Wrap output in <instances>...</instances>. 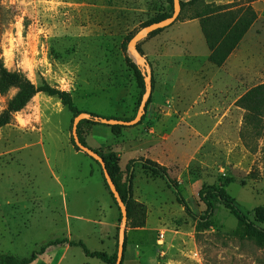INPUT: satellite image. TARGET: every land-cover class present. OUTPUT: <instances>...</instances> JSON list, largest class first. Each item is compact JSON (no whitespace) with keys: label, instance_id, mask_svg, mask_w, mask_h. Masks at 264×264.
I'll return each instance as SVG.
<instances>
[{"label":"rangeland","instance_id":"374dc122","mask_svg":"<svg viewBox=\"0 0 264 264\" xmlns=\"http://www.w3.org/2000/svg\"><path fill=\"white\" fill-rule=\"evenodd\" d=\"M181 1L187 5L169 28L185 34L193 26L182 24L198 13L218 32L242 7L257 14L237 47L236 54L247 55L241 70L229 68L227 95L212 86L201 93L196 80L181 99L171 91L161 59L151 57L154 38L167 28L138 43L154 79L144 119L113 129L91 118L79 135L117 165L114 179L128 199L123 264H264V103L257 110L240 103L264 85V0ZM172 13L167 0H0V59L21 82L70 93L81 112L131 121L143 90L128 38ZM19 93L20 83L0 89V116ZM74 118L58 98L38 93L0 128V255L27 258L57 239L75 244L51 247L32 264H106L79 242L117 255L121 211L101 166L74 145ZM158 124L174 130V158L165 168L187 208L164 179L143 168L162 154L158 133H150ZM205 186L227 192L254 226L220 203L206 215L199 195Z\"/></svg>","mask_w":264,"mask_h":264},{"label":"trees","instance_id":"16d2710c","mask_svg":"<svg viewBox=\"0 0 264 264\" xmlns=\"http://www.w3.org/2000/svg\"><path fill=\"white\" fill-rule=\"evenodd\" d=\"M167 1L172 7V10L174 11V1L173 0H167ZM193 1L194 0H192L191 3H193ZM195 1H198V0H195ZM186 5H187L186 3L181 1L182 11H184V8ZM172 14L170 15L164 14L158 18L152 19L151 21H148L145 24V26L160 22L161 20L169 18ZM205 17H206V14L198 13L195 17L191 18L190 20H193V19L200 20L202 31L206 37L207 44L211 51L209 61L212 64L216 65L217 67H221L225 64L229 56L237 49V47L243 40L244 36L246 35V33L255 23V21L257 20V14L250 6L242 7L238 11L237 16L233 17V21L231 23H229L228 21L224 23V26L220 32H218V30H214V28L212 29V21L205 19ZM164 30L165 29L155 31L152 34H150V36H155ZM133 37L128 38V41L130 42V40ZM131 66L136 74L138 85L143 90L142 92L144 95L146 91L145 77L139 66H137L136 64H131ZM18 83H20V93L9 103L8 108L0 116V128L10 124L12 120V116L15 113L19 112L21 109H23L27 105V103L38 93H44L50 97L58 98L62 102V104L65 107H67L70 112L74 114L75 117L82 113L81 111H79V109L75 105L73 97L71 96L70 93L66 91H62L60 89H57L49 85L36 87L28 80H24L23 82H21V77L17 74L10 73L5 68L4 64L2 63L0 59V89L1 91L4 92L10 86L14 84H18ZM152 83L154 86L153 77H152ZM149 103L150 102L148 101L147 106H146V111H147V107ZM240 103L246 109H252V110L260 109L264 103V85H260L250 90L248 93H246L242 97V99L240 100ZM144 116L142 120L144 119ZM96 118H100V117L95 114H92L91 121L92 120L96 121L95 120ZM83 122H87V121L83 120L79 123L78 134H79V127ZM115 127L116 126H114L113 129H115ZM79 138H80L81 143L87 146L84 140L80 137V135H79ZM73 142H74V145L76 146L74 140ZM77 149L80 150L78 147ZM98 154L101 157H103V159L105 160L106 167L114 183L116 184L115 179H114V175H115L114 169H117V165L115 164V161L113 160V156L105 157L100 153ZM135 162H136L135 160L132 161L131 164L128 166V174H127L128 193L132 192V184L134 180L133 164ZM143 168L145 171L151 172L154 176H159L162 179H164L167 182L170 189L172 190V192L174 193V195L176 196L177 201L180 204H182L184 207L186 208L188 207L179 190L178 184L170 177V174L168 173L167 168L159 165L156 162H152L151 160H145L143 163ZM116 187H117V184H116ZM199 195H200L201 200L205 203L207 207L205 213L209 217H211L214 214L216 203H220L228 211H230L241 223L254 226V224L250 223L248 217L242 212L236 200L233 197H231L227 192L221 189H218L214 186H205L200 191ZM123 200L127 204V207H128V199H123ZM260 232L261 234L264 235V231H260ZM126 241H127V237H126ZM126 243L127 242H125V249H126ZM64 244L72 246L73 244H75V242L70 241L69 239H62V240L57 239L55 241L49 242L46 246H43L42 248H40V250L33 252L29 257L22 258V259H19L12 255H0V264H32L34 261L37 260V258L40 255L45 254L48 248L52 246L64 245ZM78 244L83 247L85 253L89 257L100 259L106 264H116L117 262V255L114 257H110L106 252L90 251L89 249H87V247L85 246L83 242H79ZM125 251L126 250H124V253ZM117 252H118V243H117Z\"/></svg>","mask_w":264,"mask_h":264},{"label":"crops","instance_id":"0c3cea01","mask_svg":"<svg viewBox=\"0 0 264 264\" xmlns=\"http://www.w3.org/2000/svg\"><path fill=\"white\" fill-rule=\"evenodd\" d=\"M184 25H192L193 29H190V31L185 34L183 31H180V28L174 29L171 27L165 30L161 35L156 36L153 40L155 42V53L153 52L151 57L153 56L156 59H161L160 68L164 73L163 77L171 84V91L173 90L172 92L181 99L183 98V93H185V90L189 87L190 82L196 80L202 83L199 89L201 93L212 86L215 92H219L220 95H227L228 89L226 87V80L230 79L228 76L229 68L235 67L241 70L244 64L242 59L244 60V58H247V55L236 54V51H238L237 48L229 56L223 66L217 67L209 61L211 51L202 31L199 19L188 20L182 24V26ZM183 47L184 49H182ZM236 92L237 91L234 93ZM238 96L235 97L234 100H238L240 98V96ZM165 117L166 121L168 117L167 114H165ZM153 129L150 130V133L152 134L154 131L157 132L158 135L155 136V139L162 144V154L154 159L159 165L168 167L169 161L174 158V150L171 145L174 130L172 128L168 133L166 131L168 125L166 126L164 124H158L154 126ZM57 246L70 247L67 244ZM39 257L35 262L38 261Z\"/></svg>","mask_w":264,"mask_h":264},{"label":"water","instance_id":"95a60500","mask_svg":"<svg viewBox=\"0 0 264 264\" xmlns=\"http://www.w3.org/2000/svg\"><path fill=\"white\" fill-rule=\"evenodd\" d=\"M174 1V11L173 14L164 20H161L160 22L153 23L151 25H148L141 29L137 34L134 35V37L129 42V51L135 58L137 66L140 67L144 77H145V84H146V91L143 95L138 113L135 117V119L131 121H125V120H118V119H107V118H96V121L101 122L102 124L108 125V126H135L139 124L143 118V116L146 114V106L149 101V98L151 97L152 91H153V83H152V72L149 66V63L147 62L146 58L139 52L138 50V43L143 40L144 38L148 37L150 34H152L155 31L163 30L166 28H169L172 26L176 21L178 20L181 12H182V6H181V0H173ZM92 118V114H88L85 112H82L78 116L74 118L73 122V128H72V135L75 141L76 146L83 151L85 154L93 158L102 168L106 182L110 188L111 194L116 199L118 206L121 211L122 215V225L119 230V236H118V252H117V262L116 264H122L123 263V257H124V250H125V242H126V228L128 225V207L127 204L122 199L116 184L114 183L107 167L106 162L97 152H95L93 149L83 145L80 141L79 134H78V125L83 120H88Z\"/></svg>","mask_w":264,"mask_h":264},{"label":"built area","instance_id":"2783aa9c","mask_svg":"<svg viewBox=\"0 0 264 264\" xmlns=\"http://www.w3.org/2000/svg\"><path fill=\"white\" fill-rule=\"evenodd\" d=\"M164 237V234H161V239Z\"/></svg>","mask_w":264,"mask_h":264}]
</instances>
